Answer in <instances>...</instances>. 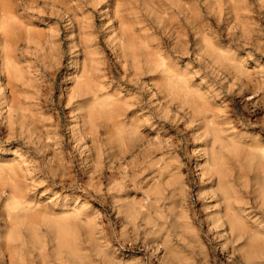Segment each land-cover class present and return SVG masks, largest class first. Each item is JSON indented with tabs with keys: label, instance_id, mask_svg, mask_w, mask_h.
Segmentation results:
<instances>
[{
	"label": "rangeland",
	"instance_id": "374dc122",
	"mask_svg": "<svg viewBox=\"0 0 264 264\" xmlns=\"http://www.w3.org/2000/svg\"><path fill=\"white\" fill-rule=\"evenodd\" d=\"M0 264H264V0H0Z\"/></svg>",
	"mask_w": 264,
	"mask_h": 264
},
{
	"label": "bare ground",
	"instance_id": "6f19581e",
	"mask_svg": "<svg viewBox=\"0 0 264 264\" xmlns=\"http://www.w3.org/2000/svg\"><path fill=\"white\" fill-rule=\"evenodd\" d=\"M12 73V72H11Z\"/></svg>",
	"mask_w": 264,
	"mask_h": 264
}]
</instances>
